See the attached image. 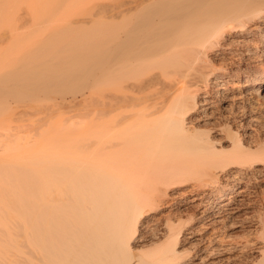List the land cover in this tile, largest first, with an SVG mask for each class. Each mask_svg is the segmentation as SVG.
I'll return each mask as SVG.
<instances>
[{
    "label": "bare ground",
    "instance_id": "6f19581e",
    "mask_svg": "<svg viewBox=\"0 0 264 264\" xmlns=\"http://www.w3.org/2000/svg\"><path fill=\"white\" fill-rule=\"evenodd\" d=\"M108 1L91 49L0 77L108 87L32 145L0 122V264H264V0ZM34 3L0 0V30Z\"/></svg>",
    "mask_w": 264,
    "mask_h": 264
},
{
    "label": "rangeland",
    "instance_id": "374dc122",
    "mask_svg": "<svg viewBox=\"0 0 264 264\" xmlns=\"http://www.w3.org/2000/svg\"><path fill=\"white\" fill-rule=\"evenodd\" d=\"M32 5L37 9L24 15L19 30H0V77L19 68L28 69L27 65L46 68L50 61L70 56L74 47L91 49L96 39L104 38L109 15H113L112 10L106 8L112 5L108 0H43L41 4ZM119 10L114 11L118 13ZM12 48L19 52L11 55ZM36 50H44V53L33 58ZM87 70L79 74L78 82L55 87L48 93L33 92L24 98L0 95V122L9 123L5 129L17 134L20 143L31 141L28 144L32 145L44 129L62 127L64 122L77 120L78 115L105 110L106 79L101 73L90 78ZM57 72L60 70L54 71ZM58 73L53 75L58 77ZM76 102L78 105H74ZM37 128L41 129L40 132L34 131ZM42 135L48 137L52 134L43 132ZM29 149L31 147H26L23 151ZM234 232L238 235L234 237L243 238L240 228Z\"/></svg>",
    "mask_w": 264,
    "mask_h": 264
}]
</instances>
